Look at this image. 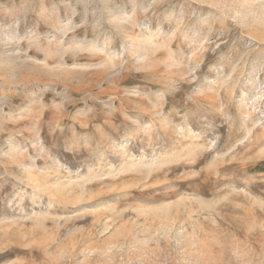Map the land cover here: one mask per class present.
Returning <instances> with one entry per match:
<instances>
[{"label": "rangeland", "instance_id": "1", "mask_svg": "<svg viewBox=\"0 0 264 264\" xmlns=\"http://www.w3.org/2000/svg\"><path fill=\"white\" fill-rule=\"evenodd\" d=\"M0 264H264V0H0Z\"/></svg>", "mask_w": 264, "mask_h": 264}]
</instances>
